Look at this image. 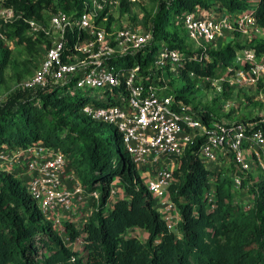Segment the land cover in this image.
Listing matches in <instances>:
<instances>
[{
    "label": "trees",
    "instance_id": "trees-1",
    "mask_svg": "<svg viewBox=\"0 0 264 264\" xmlns=\"http://www.w3.org/2000/svg\"><path fill=\"white\" fill-rule=\"evenodd\" d=\"M84 1L3 0L0 7H11L26 19H41L44 11H81ZM121 6L127 8L126 0ZM197 7L217 8V12L233 15L253 10L259 26L264 28V0H161L149 24L154 41L128 66H133L136 59L145 70L162 44L184 50L185 42L178 33L184 32V15ZM27 28L20 20L1 26V32L8 40L36 50L43 40L27 38ZM228 40L224 47L208 51L211 62L186 61L177 76L184 87L180 92L172 90L176 100L193 106L192 99L199 89L189 73L220 75L245 47L264 54V38L243 43L235 33ZM3 44L0 40V49ZM9 55L6 51L0 56V83ZM166 72L172 76L168 67ZM169 85L173 88V80ZM69 87L51 85L12 93L0 104V147L24 149L42 144L67 156L70 171L86 187L95 209L82 228L69 220L62 222L71 242L82 241L81 249L66 246L52 221L45 219L27 191L25 169H20L23 177L0 169V264H264V176L248 192L250 208L244 210L234 197L232 181L205 167L199 157L202 139L198 138L178 160L176 180L169 188V196L181 213L177 231H170L145 178L124 148L119 131L108 135L110 125L85 116L81 110L86 98L73 101L68 94H60ZM224 89L223 97L228 100V86ZM94 104L108 103L95 100ZM198 112L207 122L221 120L211 111ZM241 120L256 122L259 118ZM258 127L264 131V125ZM116 183L122 192L113 198ZM94 192L99 194L98 200L92 196ZM136 229L145 233L143 240L132 234Z\"/></svg>",
    "mask_w": 264,
    "mask_h": 264
},
{
    "label": "built area",
    "instance_id": "built-area-1",
    "mask_svg": "<svg viewBox=\"0 0 264 264\" xmlns=\"http://www.w3.org/2000/svg\"><path fill=\"white\" fill-rule=\"evenodd\" d=\"M120 1L86 0L81 11H44L41 19H26L11 7H0L2 42L8 39L1 26L20 20L28 26L27 38L43 40L37 72L9 93L0 95V104L17 90L51 85L104 92L108 96L107 105L85 103L82 113L95 122L116 127L137 170L142 175L148 174L145 175L148 190L157 201L158 212L169 230L176 232L181 213L169 196V188L176 180L178 160L198 138L202 139L199 157L205 167L229 178L236 197L248 196L251 187L259 182L261 177L255 175L256 171L260 170L264 176V131L258 127L264 125V119L258 115L252 117L259 118L256 122L242 121L237 117L239 105H246L245 99L241 98L242 103L235 107L223 97L224 86H228L229 95L241 91L251 101L264 99V54L258 55L245 47L220 75L189 73L192 79H197V88L206 87L220 99V111L231 114L233 121L207 122L193 106L176 100L169 85L172 76H167L166 68L178 76L187 60L211 62L208 51L216 48L217 42L235 33L251 42L264 35V28L259 26L253 10L233 15L217 12V8L197 7L184 15L182 21L186 37L196 50L170 49L162 44L154 62L142 70L136 59L131 67L127 63L153 43L154 32L151 26L144 29L109 25ZM69 166L62 151L42 144L24 149L0 147V169L12 173L25 169L27 191L45 219L65 233L63 215L74 212L77 204H84L88 194ZM92 196L99 199L97 192ZM250 199V196L240 199L239 205L248 210Z\"/></svg>",
    "mask_w": 264,
    "mask_h": 264
},
{
    "label": "rangeland",
    "instance_id": "rangeland-1",
    "mask_svg": "<svg viewBox=\"0 0 264 264\" xmlns=\"http://www.w3.org/2000/svg\"><path fill=\"white\" fill-rule=\"evenodd\" d=\"M3 0H0L2 2ZM31 2H37V0H29ZM161 0H136L134 2H127V8L122 7V1L119 2V4L116 5L114 8V14H113V21L111 24H113L115 27H121V26H126V25H132V26H137L139 28H149L150 27V20L153 19L157 12L158 8L160 5ZM215 4L214 6H216ZM149 25V26H148ZM179 39L184 40V48L189 49L190 51L196 50V46L191 43L188 38L186 37L185 32L180 31L178 33ZM231 38V36H228V39ZM261 38H264V35L261 36ZM221 40L217 42L215 50H218V48L224 47L229 40ZM242 42L245 43V39L242 38ZM166 47V46H164ZM165 49V48H163ZM9 52V64L8 68L5 71L4 74V80L3 82L0 83V95H4L12 91L15 86L21 82L22 80L32 76L34 73L37 72V70L40 67L41 64V59H42V49L41 45L40 47H37L36 50H29L27 45L25 44H20L16 41L12 40H7L6 43L3 44L2 48L0 49V56L2 52ZM224 75L226 72L223 73ZM194 79H196L194 77ZM172 80H173V89L180 92L182 88L184 87V82L180 79H178L177 75H172ZM197 80V79H196ZM75 88V87H74ZM199 92L196 93V95L192 99V105L194 108L198 110H206V111H211L215 114V116L219 117L221 120H231L233 121L234 118L230 116V118H227L224 115H221L220 113V103L215 101L214 95H212V92L206 88V87H201L198 88ZM68 94L70 96V99L75 101L77 99H84L86 98L87 101L85 103L92 104L95 102V100H102L106 102L108 100V96L104 94V92H99V91H93V92H86L85 90H82L81 92H73V88L69 87L65 90H62L60 94ZM241 98L245 99L246 105L244 106L243 103L240 100ZM115 100V97L113 98ZM228 100L230 102L234 103L235 107L241 106V111L245 114L243 117L248 120L251 119L252 117H256L259 115L260 118L264 119V99L259 100V102L251 101L250 99L245 98V95L243 92L239 91L236 94L233 93L231 96L228 97ZM259 110V112L252 114V111ZM240 112V111H239ZM116 130L115 126H111L107 129V134H114ZM249 156L251 157V154L249 153ZM23 170H18L14 174H22ZM259 173V174H258ZM148 174H143V178L145 180L147 179ZM259 177H263L262 172L256 171V174ZM23 177V176H22ZM233 192V190H232ZM234 193V192H233ZM88 194L87 198L85 201L89 200ZM234 197L236 195L234 194ZM248 196H242V197H237V202L238 204L240 199L247 198ZM92 201L89 204L87 208L83 210V221L89 220L91 217V212L92 210H95L94 207L92 206ZM81 206V205H76V207ZM79 208V207H78ZM78 208H74V211ZM62 221H66L64 217L62 218ZM68 221V220H67ZM71 222V221H70ZM85 222V223H86ZM84 224H79L78 228H82ZM64 227V226H63ZM59 235L62 237L63 242L66 246L72 248V249H81L82 246V241L78 240L77 242H71L69 239V234L65 233L63 229H57ZM133 235H136L140 239L145 238V233L142 230H134L132 232Z\"/></svg>",
    "mask_w": 264,
    "mask_h": 264
},
{
    "label": "crops",
    "instance_id": "crops-1",
    "mask_svg": "<svg viewBox=\"0 0 264 264\" xmlns=\"http://www.w3.org/2000/svg\"><path fill=\"white\" fill-rule=\"evenodd\" d=\"M254 113H256L255 110L252 111V114L254 115ZM221 115H224L222 112H221ZM245 114L243 113V111H240V115L237 117L239 119L243 118ZM226 115H224L225 117ZM230 116L233 118V116L230 114ZM230 118V117H228ZM227 120V119H226ZM67 186H69V182L66 183ZM122 190H121V187L119 185V183H116L115 184V188H114V194H113V198H116L118 197L119 194H121ZM91 203V200H87L84 204H82L81 206H78L74 212L72 213H66L63 215L64 219L65 220H69V221H72L77 227H79V224H84L86 222V220L84 222H82L84 219H83V210L85 208H87L89 206V204Z\"/></svg>",
    "mask_w": 264,
    "mask_h": 264
}]
</instances>
